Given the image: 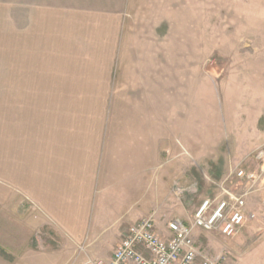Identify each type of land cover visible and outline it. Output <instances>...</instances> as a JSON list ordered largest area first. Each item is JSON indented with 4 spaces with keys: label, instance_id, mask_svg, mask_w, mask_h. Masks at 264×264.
<instances>
[{
    "label": "crops",
    "instance_id": "0c3cea01",
    "mask_svg": "<svg viewBox=\"0 0 264 264\" xmlns=\"http://www.w3.org/2000/svg\"><path fill=\"white\" fill-rule=\"evenodd\" d=\"M179 4L181 20L189 9L205 16V0H0L8 239L26 244L41 230L51 243L90 246L118 225L116 246L123 229L156 212L161 155L173 164L175 147L167 42ZM22 254L45 260L34 249Z\"/></svg>",
    "mask_w": 264,
    "mask_h": 264
},
{
    "label": "rangeland",
    "instance_id": "374dc122",
    "mask_svg": "<svg viewBox=\"0 0 264 264\" xmlns=\"http://www.w3.org/2000/svg\"><path fill=\"white\" fill-rule=\"evenodd\" d=\"M181 9L174 6L173 36L167 42L174 46L175 66L173 130L168 133L175 146L173 164L161 155L155 228L169 237L171 221L190 225L204 202L214 208L225 199L223 188L245 196L248 218L231 238L193 229L195 246L217 264H264V173L259 172L264 166V0H205V16L197 18L189 9L183 20ZM164 136L159 133V140L165 141ZM237 170L259 178L247 184L235 178ZM24 214H30L28 208ZM8 219L14 221L10 215ZM6 220L3 206L0 222ZM117 226L90 246L51 243L41 230L21 244L0 228V259L30 264L21 255L34 249L45 259L35 264L102 261L115 248L110 234Z\"/></svg>",
    "mask_w": 264,
    "mask_h": 264
},
{
    "label": "built area",
    "instance_id": "2783aa9c",
    "mask_svg": "<svg viewBox=\"0 0 264 264\" xmlns=\"http://www.w3.org/2000/svg\"><path fill=\"white\" fill-rule=\"evenodd\" d=\"M264 173V166L260 168ZM239 181L255 182L259 174L237 170L234 174ZM231 177L225 183H230ZM225 199L216 206L208 201L194 215L190 225L180 220L167 224L169 237H162L155 228L153 214L131 225L106 261H90L87 264H217V260L200 252L193 241L195 228L206 232H217L225 238L233 237L247 220L244 210L245 196H237L224 190Z\"/></svg>",
    "mask_w": 264,
    "mask_h": 264
}]
</instances>
